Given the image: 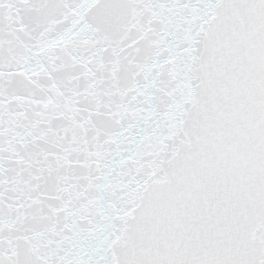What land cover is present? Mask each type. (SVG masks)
Segmentation results:
<instances>
[{
    "label": "snow or ice",
    "instance_id": "1",
    "mask_svg": "<svg viewBox=\"0 0 264 264\" xmlns=\"http://www.w3.org/2000/svg\"><path fill=\"white\" fill-rule=\"evenodd\" d=\"M0 264H264V0H0Z\"/></svg>",
    "mask_w": 264,
    "mask_h": 264
}]
</instances>
